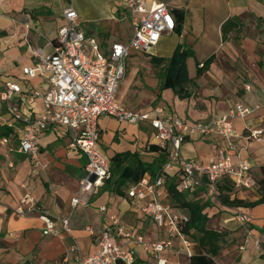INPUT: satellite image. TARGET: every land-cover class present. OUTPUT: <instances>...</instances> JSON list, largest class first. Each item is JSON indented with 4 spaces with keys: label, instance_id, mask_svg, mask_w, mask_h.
Here are the masks:
<instances>
[{
    "label": "crops",
    "instance_id": "obj_1",
    "mask_svg": "<svg viewBox=\"0 0 264 264\" xmlns=\"http://www.w3.org/2000/svg\"><path fill=\"white\" fill-rule=\"evenodd\" d=\"M147 1L166 3L177 22L172 32L163 34L171 36L170 42L161 44L160 38L152 47L159 52L154 54L150 49L147 72L153 73L157 68L161 73L166 59L180 44L191 52L186 59L191 80L187 86L189 95L180 97L171 88H164L160 97H151L145 108L162 105L168 112L196 122L208 119L214 112L225 111L234 101L246 105L264 101V0ZM68 6L77 12L78 27L93 35L102 50L113 41H124L121 38L125 26L131 29L127 10L120 0H0V90L2 80L20 84L21 94L16 96L15 103L22 117L13 120L6 104L0 101V129H10L3 135L7 136V142H2L3 136L0 137V264H79L78 257H87L97 249L85 228H99L108 223L110 212H116L145 240L152 241L163 235L150 219L131 205L126 189L133 182L125 180L117 186L121 183V170L110 171V177L91 195L88 205L70 206L85 157L71 145L67 128L51 125L42 132L36 160L17 149L16 129L24 124L25 118H33L43 109L41 99L28 102L26 98L34 91H45L49 87L44 77L27 78L22 67L34 65L36 58L32 49L41 47L46 53L52 50V40L63 23L62 12ZM179 14H182L181 20H178ZM152 56L161 61L152 62ZM125 77L126 73L119 83L116 100L130 108L124 100L130 91L122 84ZM251 122L254 126L261 124L260 111ZM235 127L241 132L234 139L236 149L250 161L251 175L259 176V166L264 164V141L246 138L240 119H235ZM97 128L98 144L109 159L115 153L129 151L151 165L142 176L153 175L168 158L166 149L150 148L151 144L157 145V138L147 124L123 123L109 115H100ZM215 143H219L216 135L190 139L182 143L180 152L185 159L208 162L218 154ZM232 158L237 160L236 156ZM25 194L32 196L40 208L69 217L78 250L68 249L71 237L66 233H44L37 210L28 211L24 216L16 213L15 208ZM237 194L248 200L259 196L256 186L241 188ZM196 197L208 201L204 208L209 216L207 227L225 233L213 257L216 264H264V202L244 209L212 201L210 195L199 189ZM100 204L107 205V212L98 210ZM237 209L248 211L251 220L239 223L232 218ZM255 240L259 241L258 246ZM120 242L124 244L125 240ZM128 246L134 256L131 264H156L152 252L136 243ZM178 248L181 247L175 242L173 249L161 253L166 264H189V255L182 249L177 252Z\"/></svg>",
    "mask_w": 264,
    "mask_h": 264
},
{
    "label": "built area",
    "instance_id": "obj_2",
    "mask_svg": "<svg viewBox=\"0 0 264 264\" xmlns=\"http://www.w3.org/2000/svg\"><path fill=\"white\" fill-rule=\"evenodd\" d=\"M120 2L127 10L131 27V36L127 40L113 41L106 51L102 50L93 35L86 34L78 27L77 12L68 6L62 12L63 23L52 40V50L46 53L41 47L32 49L36 61L32 66H23L22 73L27 78L37 75L46 78L49 87L45 91H34L26 98L28 102L41 99L43 109L35 117L25 118L24 124L16 129L17 149L36 160L42 132L51 125L67 128L71 133V145L85 157L83 173L78 179L77 189L70 197V206H86L91 195L111 175L109 158L98 144V117L109 115L118 122L147 124L155 132L158 147L168 151V158L153 175L142 176L131 183L126 189V196L135 209L163 232L162 237L145 240L143 235L134 233L116 212H110L108 223L99 228H85L97 249L87 257H78V261L79 264H131L134 256L128 245L136 243L145 251L153 253L156 264H166L167 260L161 253L173 249L175 242L181 247L176 249L177 252L183 250L185 254H191V242L181 229L188 221V215L166 200V178H175L174 188L179 192L204 187L210 196L215 194V184L224 176L230 177L235 187L254 186L251 163L238 153L234 142L241 135L235 127V119L242 120V134L246 138L264 141V101L253 105L234 101L225 111L214 112L208 119L196 122H189L176 113L168 112L162 105L131 109L120 104L116 100V92L125 75L126 59L130 52H149L163 34L172 32L177 25L164 2ZM20 94L18 82L1 81L0 101L6 104L13 120L22 119L15 103L16 96ZM259 111L262 122L254 126L251 119ZM209 135L219 137V143L214 144L218 148L214 159L202 162L182 157L180 148L183 142ZM7 140V136L1 137L4 143ZM233 156L237 157L236 161H233ZM19 202L15 208L19 216L37 210L44 233L62 231L71 237L68 249H79L76 239L72 237L68 216L52 214L40 208L28 194L23 195ZM25 203L28 204L26 208L22 206ZM97 208L104 213L108 210L106 204H100ZM232 218L239 223H246L251 220V214L237 209ZM121 239L125 240L124 244L120 242ZM254 244L258 246L259 241L255 240Z\"/></svg>",
    "mask_w": 264,
    "mask_h": 264
},
{
    "label": "trees",
    "instance_id": "obj_3",
    "mask_svg": "<svg viewBox=\"0 0 264 264\" xmlns=\"http://www.w3.org/2000/svg\"><path fill=\"white\" fill-rule=\"evenodd\" d=\"M181 18L182 14H179L178 20H181ZM222 30H224V26H222ZM190 55L191 52L183 48L180 44L175 46L171 55L166 59L165 65L161 71V89L171 88L174 93L180 97L189 95L187 86L191 79L188 76L186 59ZM151 60L157 63L161 61L160 58L153 56ZM205 62H207V60ZM203 65H205V63H203L202 66ZM9 131L10 129H0V137L8 134ZM150 148L154 150L159 149L158 145L155 144H151ZM125 161L126 164L123 165L122 163ZM109 163L110 171L115 169L121 170V174L119 175L121 183H118L117 186H121L122 182L125 180H130L132 182L138 181L144 172L151 167L150 164L140 161L136 153H130L129 151L115 153L110 157ZM259 171L260 175L258 177L253 176L254 186H256L259 195L256 199L248 200L240 197L237 192L245 187H235L232 179L228 176L222 177L215 184V194L211 195V198H216L218 202L225 206H235L244 209L264 202V164L259 166ZM174 183L175 178L173 176L166 178V200L188 215V221L182 225L181 229L186 233L191 242L189 264H216L213 257L220 248V242L224 241L225 233L207 227L209 216L204 211V208L208 201H201V198L196 197L198 189L206 194L204 187L179 192L174 188ZM192 248H194V250Z\"/></svg>",
    "mask_w": 264,
    "mask_h": 264
},
{
    "label": "rangeland",
    "instance_id": "obj_4",
    "mask_svg": "<svg viewBox=\"0 0 264 264\" xmlns=\"http://www.w3.org/2000/svg\"><path fill=\"white\" fill-rule=\"evenodd\" d=\"M129 29L127 26L124 27V35L121 40H127L129 38ZM87 34V33H86ZM170 35H163L161 37L160 43H164L166 41L170 42ZM108 47L104 49L107 50ZM151 52L154 54L158 53L157 48H152ZM149 52L144 51H134L132 50L129 56L126 59V77L124 82L125 85L130 91L128 97L124 98L127 101L130 108L132 109H140L145 106L149 99L153 97L154 99H158L160 95L163 93L160 87L162 81V73L157 71V68L153 73L147 72V57L150 55ZM122 82V80H121ZM118 93H120L118 91ZM122 94V92H121ZM124 96V95H123ZM148 104V103H147ZM145 108V107H144ZM100 150L106 155L104 149L99 146ZM107 156V155H106ZM258 177V175H256ZM237 192V191H236ZM212 201H217L216 198L211 199Z\"/></svg>",
    "mask_w": 264,
    "mask_h": 264
}]
</instances>
